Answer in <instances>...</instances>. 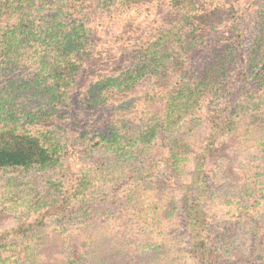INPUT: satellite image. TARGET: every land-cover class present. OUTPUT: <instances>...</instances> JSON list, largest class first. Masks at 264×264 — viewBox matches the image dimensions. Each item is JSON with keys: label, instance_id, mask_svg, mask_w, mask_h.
<instances>
[{"label": "rangeland", "instance_id": "obj_1", "mask_svg": "<svg viewBox=\"0 0 264 264\" xmlns=\"http://www.w3.org/2000/svg\"><path fill=\"white\" fill-rule=\"evenodd\" d=\"M29 1L0 16V88L11 111L5 113L11 120L0 119V126L14 122L52 131L62 158L49 171L0 173V231L40 218L44 210L32 200L43 186L62 191L68 185L74 193L84 179L89 184L70 198L64 218L0 245V264H202L204 253L214 264L264 259V87L257 89L251 77L236 79L243 67L238 62L229 66L225 90H202L173 128L164 122L165 103L180 84H191L225 46L238 47L234 27L249 43L264 0H129L115 9L83 0L64 7L58 17L84 28L77 40L82 45L72 52L77 68L64 73L58 88L63 95L53 102L48 90L41 92L51 85L29 76L41 67L37 56L48 47L43 39L21 34L24 42L1 44L4 27L37 28L56 11L54 0H34L32 8ZM180 25H196L193 35L202 37L197 48L186 51L175 35L162 31H179ZM160 35L168 55L129 87L122 82L104 88L92 106L93 84L147 63ZM49 83L55 85L52 78ZM213 109L224 110L225 117L196 173ZM30 112L36 115L27 119ZM194 177L200 186L194 187ZM186 194L193 214L201 211L198 229L187 223Z\"/></svg>", "mask_w": 264, "mask_h": 264}, {"label": "trees", "instance_id": "obj_2", "mask_svg": "<svg viewBox=\"0 0 264 264\" xmlns=\"http://www.w3.org/2000/svg\"><path fill=\"white\" fill-rule=\"evenodd\" d=\"M81 1L83 0H54L57 4L56 11L50 18L48 16V20L39 24L37 28H35V26L26 27L20 24L18 27H12L10 29L4 27L1 33V44L5 46L9 43L24 42L19 38L21 34H23L24 39L26 40L31 39V36L40 37L43 39L44 43L47 44L48 47L46 51L44 49L45 53L43 51L40 56H37L40 60V69L35 71L33 75L29 76L34 77L36 75L35 78L38 85H41L44 82L48 83L49 86L51 85L49 89L47 87L41 91L46 92V90H48L51 93V102L61 100L63 93L58 88L60 83L62 81L64 82L66 77L64 73L66 71L67 73L73 72L74 69L77 68V65L71 61L72 52L80 49L82 44H78L77 40L80 39L81 30L84 28V24L79 23L76 19L70 21L61 20L58 15H60L61 10H64V7L73 8L77 6V2ZM128 1L129 0H101V4H103L102 6L104 8L110 7L111 9H115L116 7H119L121 3H127ZM23 2H26V0H0V16H8L11 12L15 11V9H23ZM191 2L192 4L195 3L193 0ZM28 3L32 8L35 2L34 0H31ZM184 17L185 18L183 19L189 22V16L185 15ZM255 21L256 23L253 28V33L250 36L249 43L245 44L244 42V32L239 29V27H234L233 31L236 33V43L238 44V47L232 45L225 46L222 50V54L216 55L215 61H209L207 65H204L205 67L197 71V75L191 77V84H180L181 86L176 90L175 96L172 97L170 101L167 100V105L165 103L164 122H166L167 127L173 128L175 124L179 122V119L185 114L187 108L191 106L190 104L196 102L197 97L202 90H207V88L210 90L216 89L217 91L220 89L225 90L226 86H223V83L227 79L228 71L230 70L229 66L236 67L235 65L238 62L241 63L243 67L236 70L234 73L236 79H243L246 81L251 77L254 79L257 89H262L264 87V1L260 3L258 10L255 12ZM177 28L179 31H176L175 29H164L162 31L168 35H175L176 39L182 44L181 46L185 48L186 51L197 48L199 40L202 37L193 35L197 31L196 25H194V27H191V25H180ZM161 38H163V35H160V37L152 43L147 63L144 59V61H140V63L136 64L133 68L123 71L121 76H107L93 84V87L90 90V93H92V97L89 100L90 104H92V106L94 104L97 105L101 101L100 96L103 89L113 83H120V85H122V82H128V85L126 86L129 87V84H132L139 76L144 74L145 68L154 66L161 55H168V52L166 51V43H163ZM159 47H163V51H158ZM215 50L216 49H214V53ZM4 52L7 54L8 51ZM51 64L52 67H54L53 69L50 67ZM59 67L63 68V70L62 72L56 73L55 71ZM43 70L44 72L48 70V73H44ZM45 74H47V76H45ZM20 77L26 76L21 75ZM50 78L55 81V85L52 86V84L49 83ZM22 79L25 80L22 82L23 85L26 87L31 85V81H26L27 78ZM0 92V119L1 121H8L11 119H6L10 117H5L7 116L5 113L11 114L9 109L10 103L4 100V93L1 88ZM126 105L127 104L123 103L118 108L114 109L119 111ZM34 115L36 114L30 112L28 113V117H26L28 119ZM224 117V110L222 109H213L210 111L208 123L210 124L211 131L209 132L206 145L201 149L200 154L198 155L196 173L201 169L199 164L206 158L207 153L213 148L215 140L219 136L221 123ZM32 129L34 128H27L26 126H21L19 123L14 122L12 125L0 126V173L7 172L9 174L17 170L30 172L32 170L49 171L58 167L62 158V146L60 142L54 137L52 131L42 129L33 131ZM113 137V142H116L119 137L117 131H114ZM198 179V177L195 178L196 181L194 187L200 186ZM82 182L85 183V187L82 186L78 188L77 186L74 193H72L68 185L63 187L62 191H57V188L53 189L43 186L37 196L32 200L34 204L40 205L38 207H41L44 210L40 215V218L30 222L21 221L14 228L0 231V245L3 243L5 244L9 240L19 239L26 236L37 228L38 225H41L48 220L49 222L52 220L53 223L54 221L64 218L63 216L66 215L73 204L70 198L83 192V189L87 188L89 184V181H86L85 179ZM201 196L202 193L200 192L195 198L197 199V202ZM189 198L191 199V197L186 194V206L190 207L186 220L189 226L198 229L201 225L198 214L201 211L196 210V215L193 214L192 210L194 207L191 204H187L189 203ZM193 245H197L196 241H193ZM1 251L2 250L0 249V252ZM205 256L206 253H204V256L202 257V264H214L212 259L204 258ZM243 264H264V259L253 263Z\"/></svg>", "mask_w": 264, "mask_h": 264}]
</instances>
